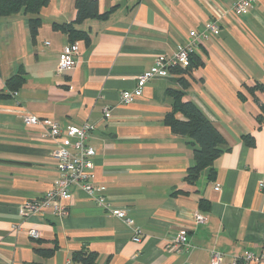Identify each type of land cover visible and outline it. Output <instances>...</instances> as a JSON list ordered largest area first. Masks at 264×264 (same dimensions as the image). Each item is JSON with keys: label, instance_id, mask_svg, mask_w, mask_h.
<instances>
[{"label": "crops", "instance_id": "1", "mask_svg": "<svg viewBox=\"0 0 264 264\" xmlns=\"http://www.w3.org/2000/svg\"><path fill=\"white\" fill-rule=\"evenodd\" d=\"M98 1L99 14L76 23L86 34L74 39L54 24L76 20L75 0H49L34 35L23 11L0 17V264H77L73 255L85 246L96 264H210L213 250L224 253L223 264L249 251L264 256V0L239 15L231 11L237 0ZM212 19L220 30L195 41L202 65L186 74L187 88L171 71L122 103L121 92L136 88L158 56L171 59ZM72 42L78 63L59 72ZM170 91L194 101L225 140L213 172L204 169L193 182L187 173L196 164L195 144L164 123ZM27 112L64 130L93 126L91 182L141 226L142 242L76 185L62 201L66 215H23L25 203L58 178L56 145L43 126L25 122ZM197 214L205 220L196 222ZM180 230L190 245L175 250L169 244Z\"/></svg>", "mask_w": 264, "mask_h": 264}, {"label": "built area", "instance_id": "2", "mask_svg": "<svg viewBox=\"0 0 264 264\" xmlns=\"http://www.w3.org/2000/svg\"><path fill=\"white\" fill-rule=\"evenodd\" d=\"M255 0H237L232 6L231 11L236 14H242L248 10ZM220 30L219 24L216 20H209L202 31L192 30L190 32L191 41L185 45L180 46L173 54L172 58L158 56L154 64L138 78L136 88L133 90H124L121 92L122 103H129L134 98L143 94L145 84L156 77H166L170 75L173 66L187 68L190 64L191 53L194 52V43L198 38L207 39L211 34H217ZM79 54V46L72 42L63 48V52L59 61L58 71L65 72L76 67L78 59L76 55ZM23 119L28 124H39L44 127L43 136L51 139L56 149L54 158L57 161L58 178L52 190L45 193L40 198L26 202L22 210L23 215L31 213H42L47 210H52L59 215H66L68 208L62 204L63 200L71 197L70 187L78 186L91 196H95L98 203L105 207L109 213L116 215L122 219L128 226L132 233V239L136 242H142L145 233L141 226L137 225L133 218H131L127 210L124 208H112L109 200L102 193L103 186H96L91 182L92 171L94 168V156L96 149L87 142L89 133L93 126L85 122L81 126L70 125L63 129V127L56 121L40 118L35 114L25 113ZM259 187L264 191V179L261 180ZM216 189H220L219 186ZM205 216L197 214L196 222H202ZM33 239H39L41 233L39 230H30ZM190 245L187 232L180 230L171 237L169 246L175 250H182V247L188 248ZM224 253L213 250L211 252L210 264H223ZM264 256L257 257L253 252L249 251L241 259L234 260L233 264H241L249 261L262 260Z\"/></svg>", "mask_w": 264, "mask_h": 264}, {"label": "trees", "instance_id": "3", "mask_svg": "<svg viewBox=\"0 0 264 264\" xmlns=\"http://www.w3.org/2000/svg\"><path fill=\"white\" fill-rule=\"evenodd\" d=\"M48 2L49 0H0V17L23 11L30 15L29 26L31 33L34 35L42 23L40 11ZM75 6L77 9L75 21L54 24L56 28L64 30L73 39L75 36H85L86 31L76 28L75 24L91 16L98 15L99 1L75 0ZM201 65L202 62L198 61L195 52H193L187 68L173 66L171 71L181 76L182 86L187 88L191 81L186 78V74L190 75L195 66L199 67ZM21 79L22 77L18 75V80L21 81ZM11 81L9 80L8 84ZM260 88L262 89V86ZM262 90L264 91V89ZM2 95L1 93L0 96ZM169 95L172 97V109L165 115L164 123L172 133L184 135L195 144L196 164L189 168L187 173L188 181L193 182L202 170L209 169L213 172L214 161L224 151L225 140L202 109L194 101L186 99L183 92L170 91ZM246 139L249 143H252L251 136L246 137ZM73 259L77 264H96L97 254L85 246L73 255Z\"/></svg>", "mask_w": 264, "mask_h": 264}]
</instances>
